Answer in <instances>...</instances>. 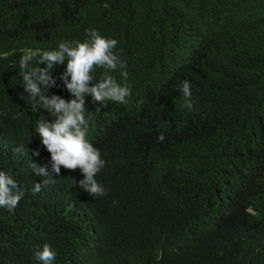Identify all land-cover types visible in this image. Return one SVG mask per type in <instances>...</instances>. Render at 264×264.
Listing matches in <instances>:
<instances>
[{
  "label": "trees",
  "instance_id": "16d2710c",
  "mask_svg": "<svg viewBox=\"0 0 264 264\" xmlns=\"http://www.w3.org/2000/svg\"><path fill=\"white\" fill-rule=\"evenodd\" d=\"M87 29L118 40L123 68L110 74L132 90L100 112L86 98L87 138L106 161L99 197L74 186L79 169L51 173L34 132L50 117L18 66ZM63 69L48 94L69 99ZM32 163L52 178L35 194L48 178ZM0 170L25 190L0 209V264H38L45 244L54 264H264V0H0Z\"/></svg>",
  "mask_w": 264,
  "mask_h": 264
},
{
  "label": "clouds",
  "instance_id": "9594fccd",
  "mask_svg": "<svg viewBox=\"0 0 264 264\" xmlns=\"http://www.w3.org/2000/svg\"><path fill=\"white\" fill-rule=\"evenodd\" d=\"M117 44V39L105 37L97 29H87L83 41L59 42L56 47L43 51L26 50L18 59L23 92L34 106L39 105L50 117L42 114L36 120L34 132L43 149L50 154L51 173L58 175L61 167L79 169L82 179L73 180V184L91 197L106 194V189L96 179L106 161L87 138L89 111L86 98L90 97V103L98 104L95 111L100 112L109 102L126 104L132 94L127 83L118 82L110 74L123 68V62L115 50ZM57 65L64 66L59 81L69 93V99L48 94L49 89L60 86L51 74ZM97 68L104 70L99 80L93 75ZM120 75L127 81V71H121ZM191 89V82L187 80L178 89L182 94V107L189 112L194 110ZM157 139L163 142L164 134ZM32 172L48 178L33 184L31 190L35 194L52 178L48 167H38L32 163ZM24 195L25 190L12 174L0 170V209L13 211ZM34 258L38 264H54L56 252L51 245L45 244L42 249L35 250Z\"/></svg>",
  "mask_w": 264,
  "mask_h": 264
}]
</instances>
